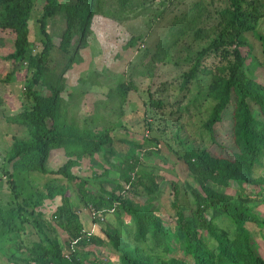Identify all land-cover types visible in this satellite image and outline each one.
I'll list each match as a JSON object with an SVG mask.
<instances>
[{"label": "rangeland", "instance_id": "1", "mask_svg": "<svg viewBox=\"0 0 264 264\" xmlns=\"http://www.w3.org/2000/svg\"><path fill=\"white\" fill-rule=\"evenodd\" d=\"M227 1L128 0L125 6H121L118 0H100V8L90 18L83 38L78 39V34L73 32L69 42L64 44H61L65 30L64 12L58 11L46 24L54 46L36 89L46 96L50 95L52 86L58 88V98L52 106L53 120L64 130L74 128L92 135L107 132L112 139L109 151L82 155L69 172L85 180L86 189L91 192H99L100 187L110 189L118 184L116 193L130 199L138 208H150L159 214L170 235H173L174 223L169 183L173 181L189 187L191 175L182 154L208 145V134L202 124L212 105L205 95L208 74L197 72L186 88L181 85L180 77L190 67L194 53L216 36L219 11L227 6ZM59 2L73 5L77 0ZM41 4L42 0H34L27 22V54L31 55L40 50L37 19ZM260 11L263 15L255 25V33L264 41V8ZM244 36L251 46V54L264 63V44L255 34L245 32ZM11 50V36L1 32L0 208L16 202L6 182L7 174L13 171L6 160V153L13 138L27 137V129L15 123L12 117L31 105L23 91L29 73L27 67L23 62L11 64L2 59ZM219 60L218 55L208 53L201 66L213 70V65L225 64V60ZM120 87L126 88L123 99L119 95ZM157 101L160 102L158 106ZM66 159L61 149H53L45 163L47 173L18 172L20 198L28 196L32 203L39 201L35 211L43 223L54 224L52 212L59 203V197H45L46 186H61L66 190L72 207L79 210L78 214L83 212L84 215L79 214L83 229L100 242L90 253L86 250L88 247L80 250L83 264H102V260L97 259L102 257L107 258L110 264H119V253L111 243L135 246L132 223L115 204L112 210L110 207L102 212L101 221L96 214L82 211L84 205L74 181L51 173ZM130 159L135 160V165L127 185L121 168ZM147 175L154 178L157 186L153 194H145L141 186L128 188L135 179L147 185ZM254 176H260L262 180L259 194L255 193L258 186L255 189L238 180L221 190L232 199L248 195L253 211L264 218L263 163ZM124 189L129 192H124ZM180 199L182 209L187 211V198L181 194ZM246 227L264 253V234L253 223H247ZM26 229L19 234L5 232L0 235V264H9L20 257L21 243L36 239ZM55 233L64 239L61 230H55ZM63 249L65 251L66 248ZM173 255L181 256L178 250Z\"/></svg>", "mask_w": 264, "mask_h": 264}, {"label": "trees", "instance_id": "2", "mask_svg": "<svg viewBox=\"0 0 264 264\" xmlns=\"http://www.w3.org/2000/svg\"><path fill=\"white\" fill-rule=\"evenodd\" d=\"M99 1L77 0L73 5H66L59 0H42L37 19L40 50L31 55L27 54V22L34 0H0V33H7L12 38V50L2 59L11 64L23 62L27 67L29 73L23 91L31 102L28 109L12 117L15 123L27 129V137L13 138L6 153V160L13 169L7 174L6 182L16 202L0 208V235L5 232L19 234L27 228L36 238L27 244L21 243L20 257L9 264H83L80 250L88 247L86 250L90 253L100 245L83 229L78 211L72 207L61 186H46L45 197H59L52 212L54 224L43 223L35 211L39 201L32 203L28 196L20 198L18 172L47 173L45 163L53 149H61L67 159L51 173L74 181L82 204L90 205L91 213L96 214L98 220V216L110 207L113 209L114 204L128 216L136 245L127 247L111 243L119 253V264H264V253L246 227L247 223H253L264 234V218L253 211L248 195L232 199L221 190L238 180L255 189L258 186L255 193H261L262 180L254 173L264 164V63L251 54L244 33L255 34L264 44L262 37L255 33V25L263 15L260 9L264 8V0H228L227 6L219 11L216 36L194 53L190 67L180 77L181 85L186 88L197 72L208 74L205 95L212 105L202 124L208 134V145L182 154L191 175L189 187L173 181L169 183L173 235L167 232L159 214L150 208H138L130 199L116 193L118 184L91 192L86 189L85 180L69 172L82 155L109 151L112 139L107 132L92 135L74 128L61 129L53 120L52 107L58 98V88L52 86L50 95L46 96L36 89L54 46L46 29L47 20L63 11L65 30L63 43H60H68L73 32L82 39L90 18L100 8ZM127 1L118 0L121 6ZM212 52L225 60V64L213 65V70L201 66L203 58ZM118 90L123 99L126 88ZM156 104L158 106L160 102ZM134 165L135 160L130 159L121 168L127 185ZM147 177V185L135 179L128 188L141 186L145 194H153L156 183L151 175ZM124 192L129 191L124 189ZM181 194L187 198V211L182 209ZM58 229L65 236L63 240L55 233ZM176 250L180 257L173 255Z\"/></svg>", "mask_w": 264, "mask_h": 264}, {"label": "built area", "instance_id": "3", "mask_svg": "<svg viewBox=\"0 0 264 264\" xmlns=\"http://www.w3.org/2000/svg\"><path fill=\"white\" fill-rule=\"evenodd\" d=\"M82 209H83V210H87V211H89V212H93V209H92V207H91L90 205L83 206ZM111 210H112V208H111ZM98 217H99V220H100V221L103 220V217H102L101 215L98 216ZM101 259H102V263H103V264H110V263L107 261V259H106L105 257H102Z\"/></svg>", "mask_w": 264, "mask_h": 264}, {"label": "crops", "instance_id": "4", "mask_svg": "<svg viewBox=\"0 0 264 264\" xmlns=\"http://www.w3.org/2000/svg\"><path fill=\"white\" fill-rule=\"evenodd\" d=\"M82 211H85V210H83V209H81ZM79 211V210H78ZM85 212H87V211H85ZM79 214H83V212H79ZM84 215V214H83Z\"/></svg>", "mask_w": 264, "mask_h": 264}]
</instances>
